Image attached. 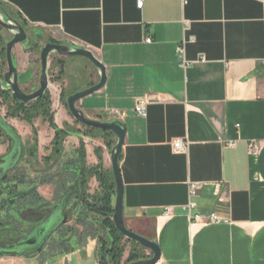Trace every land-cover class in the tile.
Instances as JSON below:
<instances>
[{"label": "crops", "instance_id": "obj_1", "mask_svg": "<svg viewBox=\"0 0 264 264\" xmlns=\"http://www.w3.org/2000/svg\"><path fill=\"white\" fill-rule=\"evenodd\" d=\"M142 2L137 9L136 0H7L1 7L28 34V43L13 48L14 65L22 73L35 64L32 48L40 43H32L34 34L43 42L88 50L103 65V88L76 108L90 120L125 128L119 158L123 223L158 246L156 264H264V0ZM183 40L186 69L176 56ZM60 59L59 80V68L51 71L48 65L54 124L80 130L61 91L88 89L99 76L76 57ZM142 98L148 103L144 119L133 112ZM36 122L37 160H27L30 174L20 171L38 180L40 198L52 202L57 188L73 184L67 169L80 142L85 166L98 165V150L102 171L112 176L110 150L86 137H66L62 157L45 164L54 132L47 124L37 130ZM21 129L32 134L26 124ZM175 140L187 142L185 153L173 152ZM253 142L259 145L256 155L249 152ZM6 152L0 143V157ZM190 184L198 187L194 197ZM87 187L88 195L98 191L95 177ZM210 214L222 222L210 223ZM194 215L201 216L199 223ZM88 221L87 232L71 229L75 220L63 225L61 237H71L72 251L56 256L55 264H98L93 234L100 230L97 221ZM143 254V260L150 258L148 251Z\"/></svg>", "mask_w": 264, "mask_h": 264}, {"label": "trees", "instance_id": "obj_2", "mask_svg": "<svg viewBox=\"0 0 264 264\" xmlns=\"http://www.w3.org/2000/svg\"><path fill=\"white\" fill-rule=\"evenodd\" d=\"M0 13L10 17L1 4ZM18 23L25 30V26ZM1 30L3 29L0 28ZM40 48L37 44L32 50L39 51ZM63 64L61 59L51 62V71L59 68V76L55 80H59L63 74ZM5 67V43L0 37V73L4 72ZM74 93L76 92L61 91L60 99L65 107L66 99ZM0 101L6 108L4 119H0V143L7 145L6 154L0 157V259L10 255L22 258L39 257L42 263L55 256L70 253L72 251L69 243L71 237L62 238L64 237L62 227L72 220H75V225L71 229L76 230L78 227L82 232L90 230L91 227L86 225L89 223L88 220L97 221L100 232L93 234V238L97 241L98 264H128L145 259L144 249L125 240L112 223L115 188L112 176L108 177L102 171L98 150H95L98 165L87 168L84 146L82 142L79 143L74 161L68 167L70 170L67 169L74 177L73 184L64 191H60V187L57 188L58 193L55 194L52 202L43 200L36 193L38 180L27 179L18 169L19 163L25 156L31 161L37 160V131L33 126L37 119L47 124L54 132L50 154L43 159L45 164L54 163L56 159L62 157V145L68 136L86 137L90 140L100 139L109 150L115 145L113 136L108 132L82 126L80 130L67 125L63 126V129L57 128L54 124L48 92L32 103L22 104L13 102L8 93L0 90ZM7 119H16L31 127L32 139L27 146L22 143L16 131L5 122ZM74 124L78 125L75 122ZM13 155L15 160L11 161L10 158ZM3 165L6 166L5 171H1ZM92 177L96 178L98 191L88 195L87 186ZM84 223L86 226H83ZM71 229L68 232H71ZM82 232L78 231L79 238L83 237ZM34 239L37 240L34 241ZM31 244L41 246L40 251H34V246L32 247ZM127 245L129 246L128 256L122 263Z\"/></svg>", "mask_w": 264, "mask_h": 264}, {"label": "water", "instance_id": "obj_3", "mask_svg": "<svg viewBox=\"0 0 264 264\" xmlns=\"http://www.w3.org/2000/svg\"><path fill=\"white\" fill-rule=\"evenodd\" d=\"M1 14V13H0ZM0 28L11 34V39L5 44V61L6 70L0 73V89L1 84L4 85V92L8 93L11 100L16 103L29 104L40 99L49 89L48 65L49 56L55 54L59 58H83L97 71L98 82L85 90L76 92L66 99V109L72 120L79 126L88 129L99 130L110 133L115 138V145L110 150L109 163L113 178L115 197L113 205L112 223L118 233L125 239L137 244L142 249L150 253L147 260L136 261L128 264H156L160 257L158 246L147 239H144L133 232L127 230L123 223L122 217V197L123 186L119 173V158L125 140V128L119 122H99L86 118L82 111L76 108V103L84 98L100 91L106 81L105 69L103 65L88 50L82 48L67 47L53 43H44L39 52L38 70L34 66H30L25 72L19 73L14 65L12 51L14 46L20 45L28 40V34L23 27L14 19L1 14ZM34 38L43 42L41 35L34 34ZM37 72V77L35 73ZM37 83L38 87H35ZM28 91V92H27ZM11 161L15 160V156H11ZM6 166L1 167V171H5ZM1 183V176H0ZM37 239H34L36 241ZM34 251H40L41 246L36 244ZM15 256V255H10ZM8 257V256H7ZM17 257V256H15ZM68 264H73L69 262Z\"/></svg>", "mask_w": 264, "mask_h": 264}, {"label": "rangeland", "instance_id": "obj_4", "mask_svg": "<svg viewBox=\"0 0 264 264\" xmlns=\"http://www.w3.org/2000/svg\"><path fill=\"white\" fill-rule=\"evenodd\" d=\"M0 16H1V14H0ZM0 37L2 39V42H4L6 44V42H8L11 39V34L8 33L5 30H1L0 31ZM26 43H28V40H27V42H24V43H22L20 45H23V44H26ZM32 43L33 44H37V43H39V41L37 39H32ZM44 43L45 42H42V43H40L38 45L40 47H42V45ZM39 52H40V50L39 51H36V50L34 51L33 50V58H34V61H35L34 63L36 65L35 67H36L37 70H38V63H39L38 62L39 61ZM56 58H57V56L55 54H51L49 56V60H48L49 63L52 62V61H54V60H56ZM77 60H78V62H80L82 64H88V62L85 59H83V58H78ZM36 61H37V63H36ZM5 70H6V67H5L4 71ZM76 82H77V85L79 87V84H78L79 81H76ZM35 87L36 88L38 87L37 83L35 84ZM70 89H69V92H72V90H70ZM5 112H6V108H5V106L3 104H1V101H0V113H1V115L5 116ZM37 120H38V122H36L35 125L37 126L36 127L37 130H39V126H41V125H43L45 123H43L40 119H37ZM7 122H8V124L10 126H12V125L16 126L15 127L16 129L14 127L13 128L16 130V132H17L18 136L20 137L22 143L25 146H27V144L31 142L32 134L30 136H28V135L26 136L25 135V132H23V130L21 129V127L23 125H25V124L23 122H20V121L16 120V119H7ZM33 126H34V123H33ZM76 126L79 127V125H76ZM43 131H44L43 130V127H40V132L42 133ZM37 136H39L38 133H37ZM97 142H101L100 139H95V140H92L91 142H88V143H90V144H92V143L95 144L96 143L97 144ZM39 157H40V155H38V158ZM27 160H29V159L27 158V156H25L21 160V162L19 163L18 169L19 170H22V171L25 169V171H27V173L30 174L31 169L27 167V164H26L27 163ZM36 168L39 169V167H36ZM31 245H32V247L34 246V244H31ZM29 247H31V246H29ZM17 251H20V250H17ZM125 252L126 253L128 252V247L127 246H126V251ZM55 257L50 258L47 261H44V262L41 263L39 257L22 258V257L8 256V257L1 258L0 259V264H55V259H54ZM125 257H126V254L124 253L123 258H125ZM123 258H122V260H123Z\"/></svg>", "mask_w": 264, "mask_h": 264}, {"label": "built area", "instance_id": "obj_5", "mask_svg": "<svg viewBox=\"0 0 264 264\" xmlns=\"http://www.w3.org/2000/svg\"><path fill=\"white\" fill-rule=\"evenodd\" d=\"M5 3H7V0H0V4L1 5H4ZM143 5V2L142 0H136V8L137 9H141ZM151 42V40L149 38L145 39V43L149 44ZM185 45H186V41L183 40L181 42V44H179L176 48V56H177V59H178V62H179V66L182 68V69H186L189 65H190V62H188L185 58ZM147 101L145 99H138L135 103V106H134V109H133V112L136 116L144 119L146 118V108H147ZM122 115H118V117H121ZM187 142L186 141H182V140H175L172 142V149H173V152L174 153H185L187 151ZM233 143L230 142L228 143V147H233ZM259 151V145L255 142L249 144V152L251 155H256ZM197 185L196 184H190L189 185V197H194L196 195V192H197ZM194 207L193 204H190L188 207H187V212H190L192 210V208ZM209 218V222L212 223V224H219L221 223V219L218 218L216 215H213V214H210L208 216ZM201 220V216L199 215H194L193 216V221L195 223H199Z\"/></svg>", "mask_w": 264, "mask_h": 264}, {"label": "flooded vegetation", "instance_id": "obj_6", "mask_svg": "<svg viewBox=\"0 0 264 264\" xmlns=\"http://www.w3.org/2000/svg\"><path fill=\"white\" fill-rule=\"evenodd\" d=\"M45 43H48V42H45ZM41 49V48H40ZM39 62V61H38ZM37 63V61H36ZM34 67L36 66L35 64L33 65ZM36 68V67H35ZM35 77H37V72L35 73ZM5 87L3 86V84H1V91H3L2 89H4ZM28 92V91H27Z\"/></svg>", "mask_w": 264, "mask_h": 264}]
</instances>
